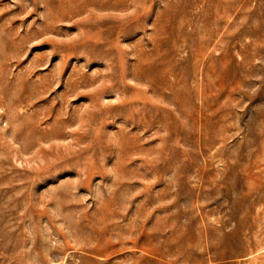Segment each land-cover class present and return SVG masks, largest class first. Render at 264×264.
Instances as JSON below:
<instances>
[{"label": "rangeland", "instance_id": "rangeland-1", "mask_svg": "<svg viewBox=\"0 0 264 264\" xmlns=\"http://www.w3.org/2000/svg\"><path fill=\"white\" fill-rule=\"evenodd\" d=\"M0 264H264V0H0Z\"/></svg>", "mask_w": 264, "mask_h": 264}]
</instances>
